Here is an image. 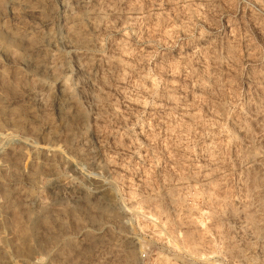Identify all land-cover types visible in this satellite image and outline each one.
<instances>
[{"label":"rangeland","instance_id":"1","mask_svg":"<svg viewBox=\"0 0 264 264\" xmlns=\"http://www.w3.org/2000/svg\"><path fill=\"white\" fill-rule=\"evenodd\" d=\"M0 132V264H264V0H0Z\"/></svg>","mask_w":264,"mask_h":264},{"label":"bare ground","instance_id":"2","mask_svg":"<svg viewBox=\"0 0 264 264\" xmlns=\"http://www.w3.org/2000/svg\"><path fill=\"white\" fill-rule=\"evenodd\" d=\"M4 40V42H8L9 38L7 39V37H3L2 38ZM14 136L11 134H7V133H3L0 132V170L4 169L5 165L3 162H5L4 160V156L7 153V151L9 150V148L12 147V145L14 144ZM44 219V222H48L49 218L48 216H44L42 217ZM41 218V220H42ZM39 226H40V219L39 217L36 218L33 215L29 214L28 215V219L26 221V225L24 227L25 232L28 235V239H34L33 237L36 236L38 230H39ZM33 261H31L32 263Z\"/></svg>","mask_w":264,"mask_h":264}]
</instances>
